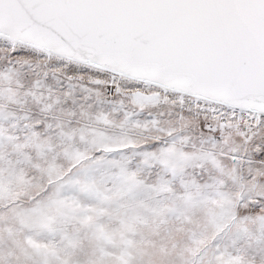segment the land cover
<instances>
[{
  "label": "snow or ice",
  "instance_id": "6c2138e0",
  "mask_svg": "<svg viewBox=\"0 0 264 264\" xmlns=\"http://www.w3.org/2000/svg\"><path fill=\"white\" fill-rule=\"evenodd\" d=\"M0 264H264V0H0Z\"/></svg>",
  "mask_w": 264,
  "mask_h": 264
}]
</instances>
